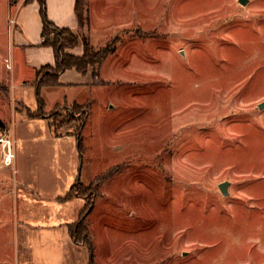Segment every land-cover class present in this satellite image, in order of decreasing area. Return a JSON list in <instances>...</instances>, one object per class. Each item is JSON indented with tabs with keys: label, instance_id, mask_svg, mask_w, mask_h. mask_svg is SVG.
Segmentation results:
<instances>
[{
	"label": "rangeland",
	"instance_id": "1",
	"mask_svg": "<svg viewBox=\"0 0 264 264\" xmlns=\"http://www.w3.org/2000/svg\"><path fill=\"white\" fill-rule=\"evenodd\" d=\"M247 1L83 0L78 48L117 50L99 80L41 89L38 118L19 0H0V264L88 263L53 225L75 181L59 214L90 209L94 264H264V0Z\"/></svg>",
	"mask_w": 264,
	"mask_h": 264
},
{
	"label": "crops",
	"instance_id": "2",
	"mask_svg": "<svg viewBox=\"0 0 264 264\" xmlns=\"http://www.w3.org/2000/svg\"><path fill=\"white\" fill-rule=\"evenodd\" d=\"M45 2H46V16L50 23H52L58 28L68 29L72 32H78L80 30L79 22L75 13L76 0H45ZM12 11H14L13 13H15L14 24L16 25L15 26L16 33L14 35L15 37L14 46L15 48L19 49L22 52L23 54L22 58L23 61H25V65L36 75V79H37V74L43 67L46 66L54 67L55 64L53 50L51 48L41 47V43H42L41 33H42L43 23L39 12L40 11L39 4L37 1H34L29 5H25L24 0L22 1L19 0V3L15 4L12 7ZM70 53H71L70 55H73L75 57H81L83 55V49L77 48ZM68 76L79 80L82 79L83 77V75L77 73L76 71H68L60 76V83L62 85L61 87L71 86L70 83L62 84V80H64V78H67ZM85 76H88L87 78L91 77L90 74H87ZM36 79L34 80V83L36 82ZM90 83L91 81H86L85 85H89ZM59 201L60 202H58L56 206L57 208L55 210L56 211L55 214H57L56 215L57 220L53 224L54 229H58L59 232L63 233L64 239L66 241L65 244L67 247H72L73 250H75L78 255L83 256L81 249L84 248V246L75 244L71 240L68 231V226L70 225L67 224L66 221L63 220L62 216H60L59 214V212L63 211V209L67 207L66 206L67 204L69 203L72 204L75 201H81V200L73 199L72 201L69 202H63L60 199ZM73 255H74L73 252H69V253L66 251L59 252L56 249H54V251H49L48 253L50 263L48 262L43 263L41 257H37L36 255L32 254V257L29 256L30 257L29 261L25 257L24 264H36L37 262H39V264H71V258L74 261ZM87 264H90V254H89V261Z\"/></svg>",
	"mask_w": 264,
	"mask_h": 264
},
{
	"label": "trees",
	"instance_id": "3",
	"mask_svg": "<svg viewBox=\"0 0 264 264\" xmlns=\"http://www.w3.org/2000/svg\"><path fill=\"white\" fill-rule=\"evenodd\" d=\"M37 1L40 7V16L42 18L43 28L41 33L42 43L41 47L51 48L54 52L55 64L54 67L46 66L38 74L35 82L38 97L39 114L38 118H42V112L45 111L44 101L40 98V90L43 88H59L61 87L60 76L68 71H76L85 76L93 69L92 76L95 80H99V70L106 59L113 55L118 46L117 39L110 45L104 47L101 51H94L89 47L88 42L83 41V55L75 57L66 53L67 50H74L80 46V42L74 32L68 29H61L49 22L46 16V2L45 0H24L25 5ZM83 0H76L75 13L79 25L83 22ZM96 70V71H95ZM54 127V126H52ZM102 179L99 178L97 184H100ZM80 183L72 186L65 198L61 199L63 202H69L77 198L80 191ZM90 213V209L85 208L80 212L77 222L68 226L69 236L71 240L78 245L85 246L91 255L90 264L93 263V247L89 239V231L86 226V218Z\"/></svg>",
	"mask_w": 264,
	"mask_h": 264
},
{
	"label": "water",
	"instance_id": "4",
	"mask_svg": "<svg viewBox=\"0 0 264 264\" xmlns=\"http://www.w3.org/2000/svg\"><path fill=\"white\" fill-rule=\"evenodd\" d=\"M247 2H248L247 0H239V4L241 6H246ZM263 108H264V103L259 106L260 110ZM227 187H228V183H223L219 185V190L223 196H228Z\"/></svg>",
	"mask_w": 264,
	"mask_h": 264
},
{
	"label": "built area",
	"instance_id": "5",
	"mask_svg": "<svg viewBox=\"0 0 264 264\" xmlns=\"http://www.w3.org/2000/svg\"><path fill=\"white\" fill-rule=\"evenodd\" d=\"M13 23H15V22H12V24ZM0 143H3L2 141H0ZM6 146V148H7V155H6V157L4 158V163L5 164H7V165H9L10 164V162H11V159H12V153H11V148H10V146H11V143L10 142H7V145H5Z\"/></svg>",
	"mask_w": 264,
	"mask_h": 264
}]
</instances>
